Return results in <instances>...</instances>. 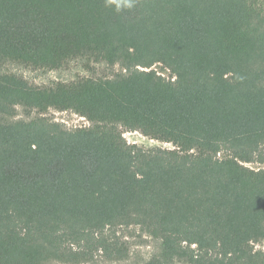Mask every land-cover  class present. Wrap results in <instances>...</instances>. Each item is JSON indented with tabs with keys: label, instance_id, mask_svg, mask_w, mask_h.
<instances>
[{
	"label": "trees",
	"instance_id": "obj_1",
	"mask_svg": "<svg viewBox=\"0 0 264 264\" xmlns=\"http://www.w3.org/2000/svg\"><path fill=\"white\" fill-rule=\"evenodd\" d=\"M6 64L121 72L36 84ZM51 109L89 126L67 129ZM254 163L264 0H0V264L124 261L135 228L157 246L142 264H264Z\"/></svg>",
	"mask_w": 264,
	"mask_h": 264
},
{
	"label": "rangeland",
	"instance_id": "obj_2",
	"mask_svg": "<svg viewBox=\"0 0 264 264\" xmlns=\"http://www.w3.org/2000/svg\"><path fill=\"white\" fill-rule=\"evenodd\" d=\"M2 69L19 73L28 80L35 82L36 84H48L54 81H69L79 77H104L110 76L111 74H114L116 72H121V69L118 66L114 68H109L105 65H96L92 72H88L79 68H74L65 72H33L23 70L21 68L11 66L9 64L2 66ZM153 69L166 78L170 77L169 72L163 69L160 65H155ZM46 116L52 119L53 121L64 125L67 129L70 130L89 126V123L84 118L71 111L58 112L51 109L48 111ZM35 117H37V113L35 111L29 115V113L24 109H17L16 119L18 120L28 121ZM123 136L128 144L135 145L144 149L172 148L170 144L151 140L147 137L142 136L138 132H126ZM247 166L253 169L264 168V165H259L256 163L248 164ZM122 234L126 236L125 240L130 245V253L127 260L118 262L109 261L105 257L101 256V254H97L91 262H86L83 264H142L143 262L149 260L155 252L157 247L155 242L149 237L141 234L137 228L131 229L129 231H124L122 232ZM261 249L264 251V242L261 244Z\"/></svg>",
	"mask_w": 264,
	"mask_h": 264
},
{
	"label": "clouds",
	"instance_id": "obj_3",
	"mask_svg": "<svg viewBox=\"0 0 264 264\" xmlns=\"http://www.w3.org/2000/svg\"><path fill=\"white\" fill-rule=\"evenodd\" d=\"M130 6V5H129Z\"/></svg>",
	"mask_w": 264,
	"mask_h": 264
}]
</instances>
